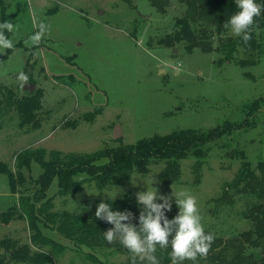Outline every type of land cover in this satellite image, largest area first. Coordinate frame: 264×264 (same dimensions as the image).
Instances as JSON below:
<instances>
[{
	"label": "rangeland",
	"instance_id": "rangeland-1",
	"mask_svg": "<svg viewBox=\"0 0 264 264\" xmlns=\"http://www.w3.org/2000/svg\"><path fill=\"white\" fill-rule=\"evenodd\" d=\"M192 9L189 0H0V21L11 20L15 26L6 33L14 47L0 50L5 56L0 57V83L20 96L31 82L41 102L35 128L21 125L15 107L6 103L8 92L0 94V163L23 174V186L33 188L31 178L43 171L37 158L52 161L68 153L89 154L154 134L187 128L203 131L248 117L246 107L264 96V22L253 30L246 49L240 44L231 48L237 37L222 23H213L210 14ZM185 20L198 44L186 38L167 41ZM40 23L49 25V30L33 45L30 37ZM248 118L253 126L208 145L197 183L196 159L190 156L181 161L177 182L163 184L156 173L155 186L164 194L171 187L189 190L197 198L206 231L232 242L235 249L241 245L257 254L262 248H252L245 238L251 222L239 213L242 204L216 208L214 203L238 173L243 155L253 168L264 160V105ZM118 125L122 133L114 138ZM163 166L152 163L148 173L160 172ZM131 179L102 188L85 179L79 191L61 194L54 179L47 191L51 201L44 209L87 217L107 196L86 190L95 187L112 194L120 188L123 197L135 200L138 188ZM18 198V193L9 191L8 176L0 173V212L17 211L14 220L0 222V254L5 250L2 240L9 238L33 251L50 253L53 264H97L93 256L118 264L131 258L119 244L78 245L42 222L38 223L42 234L63 250L54 253L50 245L31 242L35 230L29 229L25 217H17L22 214ZM42 204L35 202V210Z\"/></svg>",
	"mask_w": 264,
	"mask_h": 264
},
{
	"label": "trees",
	"instance_id": "trees-1",
	"mask_svg": "<svg viewBox=\"0 0 264 264\" xmlns=\"http://www.w3.org/2000/svg\"><path fill=\"white\" fill-rule=\"evenodd\" d=\"M189 2L193 8L192 11L199 8L202 15L210 14L213 17L212 22L218 24L226 22L229 16L237 11L234 0H189ZM260 22H264V14L256 18L255 24L250 29L251 34L261 25ZM184 38L190 40L191 43L198 44L199 42L197 39L194 40V35L186 20L181 30L175 32L167 41H181ZM235 44L243 45L245 49L248 47L241 37H237L235 42H231L229 45L232 48ZM0 57L5 58V56ZM4 90L6 91L5 86L0 83V94L5 93ZM6 92L9 94L6 103L15 107L21 119V125L32 124L35 128L38 127L39 121H37L36 115L41 109V102L36 93L26 91L25 94L19 96L12 90L7 89ZM263 105L264 96L252 101L246 107V115L255 117V113ZM248 117L239 123L225 121L221 125L203 131L187 128L167 134H154L140 138L134 143L122 144L89 154L68 153L64 157L52 161L37 158L36 161H39L43 171L37 178H31L33 188L23 186L26 177L20 172L14 174L5 163H0V173L8 176L10 191L18 193L17 204L22 208V214H18L17 217L21 219L25 217L29 229L35 230L31 235V242L50 245L54 253L63 250L62 245L42 234L38 226V223L42 222L44 227L50 226V229L78 245L102 247L107 244L102 232L111 225L97 220L93 215L94 211L85 217L68 211L52 213L44 209L50 204L51 198H47V191L54 179L57 181V191L60 194L79 191L85 179L94 181L98 188H102L121 182L132 173L147 174L152 163L163 162L164 166L160 170L158 178L161 183L169 185L179 180L181 161L193 156L196 159L193 165L194 182L197 183L208 145L234 131L253 126L254 122H250ZM241 162L238 173L232 181L227 183L221 195L214 198V203L216 208L241 203L243 207L239 213L251 222V226L245 232L246 241L252 248L261 247L262 251L257 254L246 252L241 245L235 249L232 242L223 241L215 236L208 255L199 259L198 264H264V160H260L256 168L252 167L244 155ZM41 201L43 204L35 210L34 203ZM112 204L115 209L130 210L134 216L139 214L135 200L129 196L115 199ZM92 209L94 210L95 206ZM176 211L177 209L173 205L172 212L167 213L169 218L174 216ZM16 212V208L0 212V222L9 223L14 220ZM133 222L136 221L133 220ZM1 245L5 250L0 254V264H4L3 261L6 259L27 264H53V256L50 253L33 251L27 244L18 245L16 240L4 238ZM231 249L235 250L229 254ZM156 255L160 264H171L167 249H158ZM92 258L97 264H107L95 256ZM118 264H131V258ZM137 264L140 263L137 262ZM184 264H191V261H186Z\"/></svg>",
	"mask_w": 264,
	"mask_h": 264
},
{
	"label": "clouds",
	"instance_id": "clouds-1",
	"mask_svg": "<svg viewBox=\"0 0 264 264\" xmlns=\"http://www.w3.org/2000/svg\"><path fill=\"white\" fill-rule=\"evenodd\" d=\"M237 11L233 12L223 27L233 36L241 37L247 42L251 39L250 29L256 18L264 14V0H234ZM11 20L0 21V50L11 49L14 42L6 33L14 31ZM49 25L40 23L30 39L33 45L40 43ZM149 172L146 176H131V184L137 186L134 193L135 204L139 210L134 216L130 210H118L113 207L118 195L123 198L122 190L109 194L106 190L93 188L86 190L94 196L106 195L107 201L95 205L94 217L111 225L102 232L107 244H119L131 254V264L137 260L143 264H160L156 253L158 249H167L171 264H198L199 259L208 255L215 236L206 232L202 223L197 198L187 189H172L169 194L161 193L155 186L158 181L155 174ZM143 189H139V182ZM173 205L176 214L169 218ZM133 220L136 222L134 223Z\"/></svg>",
	"mask_w": 264,
	"mask_h": 264
},
{
	"label": "water",
	"instance_id": "water-1",
	"mask_svg": "<svg viewBox=\"0 0 264 264\" xmlns=\"http://www.w3.org/2000/svg\"><path fill=\"white\" fill-rule=\"evenodd\" d=\"M24 90H27L29 92H32L35 89V85L31 82H27L24 86H23ZM121 130L119 128V125L115 128V130L113 131V137L117 138L120 134H121Z\"/></svg>",
	"mask_w": 264,
	"mask_h": 264
},
{
	"label": "crops",
	"instance_id": "crops-1",
	"mask_svg": "<svg viewBox=\"0 0 264 264\" xmlns=\"http://www.w3.org/2000/svg\"><path fill=\"white\" fill-rule=\"evenodd\" d=\"M55 128V127H54ZM9 191H10V187H9ZM8 193H10V192H8ZM8 193H6V194H8Z\"/></svg>",
	"mask_w": 264,
	"mask_h": 264
}]
</instances>
